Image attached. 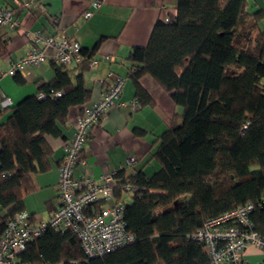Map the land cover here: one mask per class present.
Returning <instances> with one entry per match:
<instances>
[{
    "label": "trees",
    "instance_id": "1",
    "mask_svg": "<svg viewBox=\"0 0 264 264\" xmlns=\"http://www.w3.org/2000/svg\"><path fill=\"white\" fill-rule=\"evenodd\" d=\"M248 7V0H178L175 19L157 21L148 43L128 56L142 104L151 101L139 83L148 75L183 108L151 156L160 165L157 172L114 175L118 198L126 181L136 187L124 212L136 240L87 258L75 235L50 229L28 243L22 260L211 264L205 245L192 235L206 220L246 202L256 205L250 218L264 237V12ZM82 54L78 74L53 63V80L39 82L35 94L6 107L11 114L0 124V236L6 220L24 210L32 174L50 168L46 137L63 136L70 110L90 99L83 71L93 53L82 48ZM55 91L62 94L54 97ZM39 92L45 97L38 98Z\"/></svg>",
    "mask_w": 264,
    "mask_h": 264
},
{
    "label": "crops",
    "instance_id": "2",
    "mask_svg": "<svg viewBox=\"0 0 264 264\" xmlns=\"http://www.w3.org/2000/svg\"><path fill=\"white\" fill-rule=\"evenodd\" d=\"M39 1L42 6L39 5ZM99 1L98 6L94 5ZM23 0H0V6L10 7L17 27L0 26V124L5 123L11 112L1 105L2 94L10 96L13 104L37 92L39 82H49L55 77L51 61L40 65H28L15 76L3 75L10 64L28 53L32 42L24 35V30H44L45 35L59 32L76 39L93 58L97 65L83 71L85 85L91 91L89 104L100 97L106 88L109 72L125 79L120 102L138 99L139 108L129 106L109 108L101 120L95 124L80 153L73 175L76 178L88 174L94 179L120 172L129 176L139 171L152 176L160 168L151 158L156 152L161 136L170 126L175 114H182L183 108L177 106L170 93L165 91L151 76H143L139 83L151 98L142 104L136 95V86L131 78L132 63L128 56L136 46L148 43L157 21L172 22L177 15L178 0H31L25 6ZM249 2V0H248ZM254 5V0H253ZM249 6L252 4L249 2ZM255 12H264V0H255ZM249 9V7H248ZM92 11L88 18L86 11ZM250 12V11H249ZM58 24L56 30L54 25ZM264 32V17L259 21ZM109 56V59L107 58ZM74 76L79 65L66 66ZM81 110L72 108L65 125L61 126L63 136H47L52 149L49 157L50 168L32 174L34 189L24 197V210L31 219L46 221L58 205V167L64 155V144L74 133L76 116ZM130 155L137 156V162L127 165ZM133 194H121L125 202H131ZM130 197L131 200L126 201ZM5 210L0 206V215ZM244 257L250 264H260L261 252L254 246L248 247ZM57 264H71L60 262Z\"/></svg>",
    "mask_w": 264,
    "mask_h": 264
},
{
    "label": "built area",
    "instance_id": "3",
    "mask_svg": "<svg viewBox=\"0 0 264 264\" xmlns=\"http://www.w3.org/2000/svg\"><path fill=\"white\" fill-rule=\"evenodd\" d=\"M31 0H23L27 6ZM99 1L94 5L98 6ZM39 5L42 4L39 1ZM92 15L86 11L85 18ZM17 27L13 20L10 7L0 6V26ZM58 30V24L54 25ZM24 35L33 47L23 57L10 64L3 75L15 76L23 72L28 65H40L47 61L54 64L68 66L81 63L86 59L82 54V46L78 40L67 37L59 32L56 35H45L44 30H24ZM109 59V56L107 57ZM90 68L97 65L98 60L92 58ZM125 79L109 72L106 88L99 98L89 104H83L76 116V125L71 139L64 144V155L58 167V205L52 211L48 220L31 219L26 212H19L6 220L0 236V264H52L32 263L21 259L28 243L34 238L42 236L47 230L70 232L75 235L87 258L104 256L136 240L134 232L127 228L124 219L125 200L116 196L117 179L108 174L100 179H94L88 174L76 178L74 168L79 161L80 153L88 139L91 128L97 124L111 107L129 106L132 110L139 108L138 99L120 102ZM260 85L264 87V76L260 78ZM61 91H55L52 96L58 97ZM1 105L12 106L10 96L2 94ZM38 98L45 94L39 92ZM137 156L130 155L127 165L137 162ZM127 177V175H126ZM125 177V178H126ZM127 179V178H126ZM135 185L125 182L121 186L122 194H133ZM256 205L246 202L231 210L221 213L205 221L192 238L203 243L207 249L211 264H250L244 257L250 246L256 247L262 254L264 264V237L254 229L250 218ZM71 264H77L71 261Z\"/></svg>",
    "mask_w": 264,
    "mask_h": 264
},
{
    "label": "rangeland",
    "instance_id": "4",
    "mask_svg": "<svg viewBox=\"0 0 264 264\" xmlns=\"http://www.w3.org/2000/svg\"><path fill=\"white\" fill-rule=\"evenodd\" d=\"M249 2L252 4V6H249L248 11L251 12L252 10L255 9V8H254V7H255V6H254V5H255V0H254V5H253V0H249ZM129 200H131L130 197L126 198V201H129Z\"/></svg>",
    "mask_w": 264,
    "mask_h": 264
}]
</instances>
